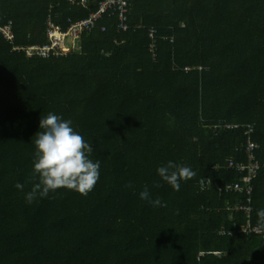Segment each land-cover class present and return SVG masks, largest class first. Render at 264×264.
Wrapping results in <instances>:
<instances>
[{
	"label": "trees",
	"instance_id": "obj_1",
	"mask_svg": "<svg viewBox=\"0 0 264 264\" xmlns=\"http://www.w3.org/2000/svg\"><path fill=\"white\" fill-rule=\"evenodd\" d=\"M102 1L0 0V264H264V0H114L68 51L40 53L48 22ZM49 112L99 180L29 203ZM169 161L195 172L179 191L157 173Z\"/></svg>",
	"mask_w": 264,
	"mask_h": 264
},
{
	"label": "clouds",
	"instance_id": "obj_2",
	"mask_svg": "<svg viewBox=\"0 0 264 264\" xmlns=\"http://www.w3.org/2000/svg\"><path fill=\"white\" fill-rule=\"evenodd\" d=\"M127 26V25H126ZM102 29V28H101ZM39 129L35 134L34 175L39 182L27 193L25 199L31 203L39 193L47 197L50 191L64 188L74 190L82 196L88 195L99 180L100 162L90 158L92 148L84 137L72 126V121L49 112L40 118ZM158 175L175 191L180 189V181L192 179L195 172L188 166L177 165L172 161L157 168ZM17 189L23 185L17 183ZM131 187V185H129ZM142 200H149L150 193L145 186L139 193ZM153 206L166 207L159 198L150 200ZM258 224L264 225V209L257 211Z\"/></svg>",
	"mask_w": 264,
	"mask_h": 264
},
{
	"label": "built area",
	"instance_id": "obj_3",
	"mask_svg": "<svg viewBox=\"0 0 264 264\" xmlns=\"http://www.w3.org/2000/svg\"><path fill=\"white\" fill-rule=\"evenodd\" d=\"M114 0H104L99 4V7L97 10L92 11L88 14L87 17L77 19L75 21H72L67 28L60 29L59 25H55L51 22H48L47 27V36L49 42L40 48V53L46 54L49 50L52 51L53 54H63L64 52L68 51L73 45L74 40L76 37L80 36V33L83 30H89L92 25L95 24V22L101 17V14L103 11H105L108 8V4ZM118 2L121 3L123 6L124 1L118 0ZM123 10V8H122ZM121 16V13L119 14ZM121 27L122 29H125L127 26L123 24L122 22H118V28ZM1 32L5 37H10V30L8 26H4L1 29ZM152 34V32L150 31ZM149 33V34H150ZM251 156V154H250ZM252 165L251 169L249 170L250 173L254 172L256 169V164L253 162H250ZM246 178V177H244ZM239 188V187H238ZM251 209V206L246 207V211H249ZM256 231H259L257 228Z\"/></svg>",
	"mask_w": 264,
	"mask_h": 264
}]
</instances>
